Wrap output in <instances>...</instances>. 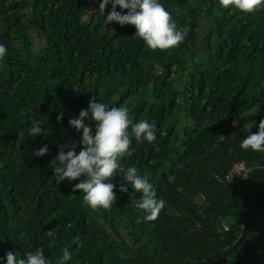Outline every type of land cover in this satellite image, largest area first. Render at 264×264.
<instances>
[{"label":"trees","instance_id":"obj_1","mask_svg":"<svg viewBox=\"0 0 264 264\" xmlns=\"http://www.w3.org/2000/svg\"><path fill=\"white\" fill-rule=\"evenodd\" d=\"M100 2L0 0V257L40 249L53 260L68 247L69 264H264V154L240 148L264 120V9L160 0L187 30L161 51L134 25L107 23ZM93 99L155 123L157 140L133 138L121 162L165 200L156 220L134 206L140 193L119 191L120 176L116 204L95 211L73 191L80 180H55L61 147H82L69 121ZM37 121L45 134L34 137ZM238 162L249 178L227 183Z\"/></svg>","mask_w":264,"mask_h":264},{"label":"clouds","instance_id":"obj_2","mask_svg":"<svg viewBox=\"0 0 264 264\" xmlns=\"http://www.w3.org/2000/svg\"><path fill=\"white\" fill-rule=\"evenodd\" d=\"M217 3L223 9H237L245 14L264 9V0H217ZM109 4L112 7L108 15H104L105 21L109 24L117 22L121 26L134 25L135 36L141 38L151 50H170L185 40L187 30L178 28L173 12L166 10L160 0H101L99 10L104 13ZM117 6L127 10L126 14L117 11ZM176 14H179L178 10ZM7 51V46L0 43V61L4 60ZM89 119L96 122L94 132L85 124ZM69 124L77 131L82 130V147L78 154L75 144L68 151L61 147L58 156L50 164L55 180L58 183L80 180L73 185V191L82 192L84 205L95 211L110 210L116 204V184L113 179L120 176L123 180L119 191L126 193L130 186L140 193L134 206L142 211L145 220H156L166 207L165 200L158 197L148 175L141 174L135 166L125 167L121 162L123 157L130 154L133 138L137 143L146 141L152 144L157 140L155 123L146 119L134 123L127 107H109L93 99L89 107L82 109L79 117L71 119ZM42 134H45V129L38 121L33 122L30 135L35 137ZM240 148L264 154V120L259 123L258 133L247 135L240 143ZM48 151L45 145L31 154L41 158ZM72 259V252L64 247L61 256L53 260L47 259L40 249L26 252L24 258H20L17 252L9 251L5 257H0V264H53L54 261L55 264H69Z\"/></svg>","mask_w":264,"mask_h":264},{"label":"built area","instance_id":"obj_3","mask_svg":"<svg viewBox=\"0 0 264 264\" xmlns=\"http://www.w3.org/2000/svg\"><path fill=\"white\" fill-rule=\"evenodd\" d=\"M252 172L245 162H238L232 165L228 175L225 177L227 183L233 182L236 178L247 180Z\"/></svg>","mask_w":264,"mask_h":264},{"label":"rangeland","instance_id":"obj_4","mask_svg":"<svg viewBox=\"0 0 264 264\" xmlns=\"http://www.w3.org/2000/svg\"><path fill=\"white\" fill-rule=\"evenodd\" d=\"M33 38H34V42H35L36 45H40L41 44V42L39 41V39L37 37L33 36ZM201 202L202 201H200V203Z\"/></svg>","mask_w":264,"mask_h":264}]
</instances>
